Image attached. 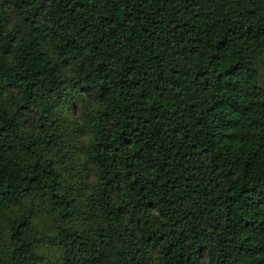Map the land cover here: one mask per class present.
I'll return each mask as SVG.
<instances>
[{"label": "trees", "instance_id": "obj_1", "mask_svg": "<svg viewBox=\"0 0 264 264\" xmlns=\"http://www.w3.org/2000/svg\"><path fill=\"white\" fill-rule=\"evenodd\" d=\"M0 264H264V0H0Z\"/></svg>", "mask_w": 264, "mask_h": 264}]
</instances>
